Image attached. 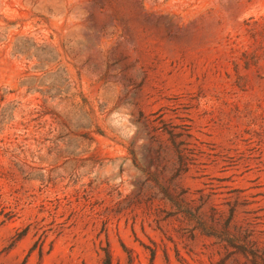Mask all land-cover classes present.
<instances>
[{
	"label": "rangeland",
	"instance_id": "374dc122",
	"mask_svg": "<svg viewBox=\"0 0 264 264\" xmlns=\"http://www.w3.org/2000/svg\"><path fill=\"white\" fill-rule=\"evenodd\" d=\"M0 264H264V0H0Z\"/></svg>",
	"mask_w": 264,
	"mask_h": 264
}]
</instances>
